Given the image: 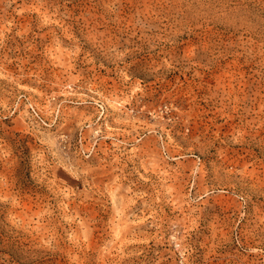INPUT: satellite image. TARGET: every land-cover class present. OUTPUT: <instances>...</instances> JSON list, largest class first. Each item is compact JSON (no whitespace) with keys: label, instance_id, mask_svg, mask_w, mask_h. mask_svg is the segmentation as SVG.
I'll list each match as a JSON object with an SVG mask.
<instances>
[{"label":"rangeland","instance_id":"374dc122","mask_svg":"<svg viewBox=\"0 0 264 264\" xmlns=\"http://www.w3.org/2000/svg\"><path fill=\"white\" fill-rule=\"evenodd\" d=\"M0 264H264V0H0Z\"/></svg>","mask_w":264,"mask_h":264}]
</instances>
